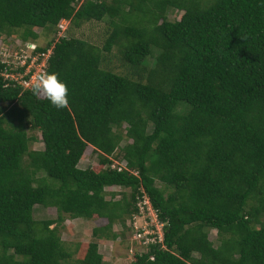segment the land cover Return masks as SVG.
I'll return each instance as SVG.
<instances>
[{
    "label": "trees",
    "instance_id": "obj_1",
    "mask_svg": "<svg viewBox=\"0 0 264 264\" xmlns=\"http://www.w3.org/2000/svg\"><path fill=\"white\" fill-rule=\"evenodd\" d=\"M62 19H105L100 47L57 36ZM14 29L50 48L69 107L0 76V264H103L97 240L132 233L143 195L162 237L129 264H264V0H0V35ZM87 146L96 168L77 166ZM65 218L105 219L74 260Z\"/></svg>",
    "mask_w": 264,
    "mask_h": 264
},
{
    "label": "rangeland",
    "instance_id": "obj_2",
    "mask_svg": "<svg viewBox=\"0 0 264 264\" xmlns=\"http://www.w3.org/2000/svg\"><path fill=\"white\" fill-rule=\"evenodd\" d=\"M180 12L176 13L175 18L179 16ZM105 19L102 21H88L84 22L78 27L70 26L68 29H65L59 33V35H72L75 37H79L85 39L86 41L100 47L103 42V39L106 36V24ZM67 26V22L65 24ZM38 32V38L36 40L37 43L43 44L46 39V36L42 35V31L40 29H35ZM19 33V29H14L10 32V35L5 38L3 35H0V46L2 45L3 48L14 47L13 41L18 40L15 36ZM58 36V33H56ZM15 41V42H16ZM10 42V43H9ZM9 44H12L11 46ZM115 50L112 49L108 54H106V60L104 61L103 65L106 68H110L113 71H120L121 69L116 66L117 60L115 58ZM27 134H33L36 137V140L32 142L29 147L31 149H39L42 147V143L40 140V133L38 130H27ZM91 147L87 146L85 152L83 153L82 157L77 163L79 168H85L87 166H91L92 168H96V158L94 153L91 151ZM118 161L117 159H115ZM119 162V161H118ZM156 185H160L156 182ZM112 191L120 190L121 188L117 186H112L109 188ZM126 190V189H124ZM115 198H118L116 196ZM145 213H138L132 215V223L134 227H139L141 231V238L143 240H137V238H133L131 231L126 232L125 228H121L118 223H113L111 227V231L117 234L115 238H101L97 240V249L98 252L102 255L103 264H129L131 261L132 253L134 251L143 252L145 251V244L150 240L146 237H142L144 235H155L160 233V224L156 222L155 216L152 214ZM34 216L36 217H53L55 214V210L52 207L47 208H40L36 206L33 212ZM105 223V219L100 218H90V219H83V218H65L59 227V235L64 243L66 249L72 252L71 259H77L82 256L83 251L87 245V242L92 240L91 236V229L95 225H101ZM127 226L128 219L125 220ZM152 227V229H151ZM130 230V226H129ZM208 237L209 239L215 244L216 234L214 229L208 230Z\"/></svg>",
    "mask_w": 264,
    "mask_h": 264
},
{
    "label": "built area",
    "instance_id": "obj_3",
    "mask_svg": "<svg viewBox=\"0 0 264 264\" xmlns=\"http://www.w3.org/2000/svg\"><path fill=\"white\" fill-rule=\"evenodd\" d=\"M65 24L66 21L63 19L57 23L58 36L59 33L66 28ZM15 41L16 40L12 42L14 47L3 48L2 45L0 46V63L3 64V67L0 71V76L3 80L4 86L17 84L21 89H28L30 88L34 75L37 72L44 70L46 58L49 54L50 48H47L44 52H35V43L29 41L23 42L19 39L16 42ZM9 45L11 46L12 44ZM122 166L123 163H120L116 160H112V163L109 165L110 168L115 167L116 169H119ZM136 207L138 209V213L141 212L149 214L153 212L152 214L155 216V211L152 209L145 195L137 200ZM134 225L135 224L132 225L133 228L131 233L132 235L134 233L133 238H137V240H143V238L140 236L142 230L139 227H134ZM142 237H146L150 240L149 242H153L155 240H161L162 235L160 231L158 235L149 234Z\"/></svg>",
    "mask_w": 264,
    "mask_h": 264
},
{
    "label": "clouds",
    "instance_id": "obj_4",
    "mask_svg": "<svg viewBox=\"0 0 264 264\" xmlns=\"http://www.w3.org/2000/svg\"><path fill=\"white\" fill-rule=\"evenodd\" d=\"M30 90L34 96L48 100L58 109L69 107L68 86L59 79L56 72H37L32 78Z\"/></svg>",
    "mask_w": 264,
    "mask_h": 264
}]
</instances>
